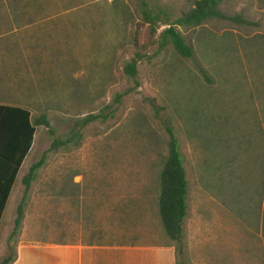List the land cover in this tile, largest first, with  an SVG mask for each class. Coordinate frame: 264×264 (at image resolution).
I'll list each match as a JSON object with an SVG mask.
<instances>
[{
  "label": "rangeland",
  "instance_id": "obj_1",
  "mask_svg": "<svg viewBox=\"0 0 264 264\" xmlns=\"http://www.w3.org/2000/svg\"><path fill=\"white\" fill-rule=\"evenodd\" d=\"M139 2L0 0V102L46 113L53 130L38 128L27 166L55 138L81 135L48 153L7 253L79 238L67 233L71 201L82 196L85 213L97 193L106 239L165 243L151 203L169 128L188 180L176 263L264 264V0H222L228 18L194 28L174 23L194 0H146L158 17L153 35ZM173 24L191 58L159 47ZM132 58L135 78L124 71ZM89 114L99 117L80 128Z\"/></svg>",
  "mask_w": 264,
  "mask_h": 264
},
{
  "label": "crops",
  "instance_id": "obj_2",
  "mask_svg": "<svg viewBox=\"0 0 264 264\" xmlns=\"http://www.w3.org/2000/svg\"><path fill=\"white\" fill-rule=\"evenodd\" d=\"M25 107L20 103L0 102V204H3L0 214V263L6 256H9L7 250L17 216L18 204L23 198L28 201V204L31 202L29 196H31L32 189L28 194L25 182L32 164L28 166L26 164L28 154L18 170L13 173V165L22 140V131L24 140L26 128L25 114L17 108L25 109ZM81 197L71 201L75 210L71 218L74 223L67 222L68 235L72 234L79 238L67 241L19 242L15 250V259L11 264H177L176 245L165 235L163 229L161 237L165 242L163 244L127 240L126 238L106 239L101 230L104 217L101 215V211L104 210V196L100 193H97V196H90L88 203L92 204L84 208V211H88L85 213H82L81 208L79 209L76 205L82 202ZM138 206L145 211L147 203L144 206L140 201ZM25 218L26 209L21 229L25 227L23 225ZM83 235L88 238L83 239Z\"/></svg>",
  "mask_w": 264,
  "mask_h": 264
},
{
  "label": "trees",
  "instance_id": "obj_3",
  "mask_svg": "<svg viewBox=\"0 0 264 264\" xmlns=\"http://www.w3.org/2000/svg\"><path fill=\"white\" fill-rule=\"evenodd\" d=\"M34 1L38 2L41 0ZM139 1V4L136 3V12L138 13V15H141L150 25V33L151 35H153L156 31L155 25L158 21V17L151 15L148 11H146V9H144L147 5L146 0ZM221 1L222 0H194L193 7L184 15L177 18L174 23L182 25L184 27L194 28L202 25L206 20L210 18H228L218 9V5ZM138 10H140V12ZM118 26L119 25H117V27ZM158 39L159 47H163L166 44L171 43L178 54L187 58L192 57V48L188 44H186L179 31L175 29L174 24L169 25L167 28L162 30L158 34ZM137 57H140V55H137ZM136 62L137 59L132 58L124 65V71L133 78H135L137 73ZM51 74H49L48 76L51 77ZM121 97L122 94L118 93L115 98L116 101H120ZM17 109L25 114L26 128L24 140V134L22 131V140L19 152L17 153V157L13 165V173L14 171L18 170L20 164L24 160V157L32 149L35 135L39 127L45 126L46 128H48L49 133L53 135V130L50 128L46 113L35 115L28 107H25V109ZM98 117L99 115L97 114H89L83 118L78 119L77 125H79L80 128H83L89 122L98 119ZM166 130L169 135L168 153L166 159L161 165L158 174V186L155 197L156 202L151 204L153 205V207H155L154 213L159 220V223L165 235H167L172 240V242L177 243L182 237L183 224L188 211V180L185 174L182 156L179 151L178 141L169 128H166ZM80 137L81 135L78 130H71L68 134L65 135V137L55 138L49 149L45 151L36 162H33L31 164L25 178L26 192L28 194L32 189V183L39 177V170H41V167H43L46 163V157L48 153L50 151L55 152L56 150H59V146L69 145L75 139H79ZM27 206L28 201H25V198H23L17 206V216L14 220V228L10 235L11 239L19 235L21 231L24 213ZM2 209L3 204H0V214ZM15 256L16 251L14 252V255L9 254V256H6L0 264H11L14 261Z\"/></svg>",
  "mask_w": 264,
  "mask_h": 264
}]
</instances>
